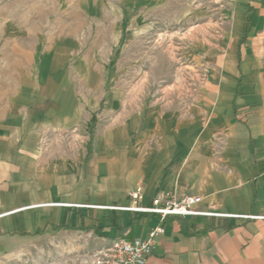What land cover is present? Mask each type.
I'll use <instances>...</instances> for the list:
<instances>
[{
  "label": "crops",
  "instance_id": "1",
  "mask_svg": "<svg viewBox=\"0 0 264 264\" xmlns=\"http://www.w3.org/2000/svg\"><path fill=\"white\" fill-rule=\"evenodd\" d=\"M20 2L42 18L0 41V261L60 234L101 249L145 237L159 215L118 207L168 192L228 215L168 216L147 264H264V0L224 1L236 30L192 107L140 109L111 142L91 140L73 75L84 0Z\"/></svg>",
  "mask_w": 264,
  "mask_h": 264
},
{
  "label": "rangeland",
  "instance_id": "2",
  "mask_svg": "<svg viewBox=\"0 0 264 264\" xmlns=\"http://www.w3.org/2000/svg\"><path fill=\"white\" fill-rule=\"evenodd\" d=\"M20 1L0 0V41L9 30L26 29L28 16L42 18L39 6ZM224 1L84 0L91 16L83 21L86 37L73 75L81 73L76 90L89 98L84 124L92 141H115L118 128L129 136L140 109L145 119L154 105L177 110L195 104L236 30ZM63 236L28 244L0 264H95L101 247Z\"/></svg>",
  "mask_w": 264,
  "mask_h": 264
},
{
  "label": "built area",
  "instance_id": "3",
  "mask_svg": "<svg viewBox=\"0 0 264 264\" xmlns=\"http://www.w3.org/2000/svg\"><path fill=\"white\" fill-rule=\"evenodd\" d=\"M142 188L131 192L134 203L142 198ZM202 197L195 194L175 196L171 193L158 195L151 206L142 205L119 206L120 209L155 213L160 217V224L151 228L145 237H121L115 239L111 246L100 249L96 253L95 264H147L153 254L159 237L165 232L164 221L168 216H220L228 215L199 207ZM232 216V215H229ZM237 216V215H236ZM246 217H258L256 215Z\"/></svg>",
  "mask_w": 264,
  "mask_h": 264
}]
</instances>
